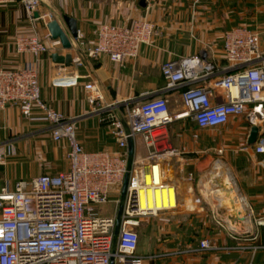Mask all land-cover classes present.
<instances>
[{"label":"crops","instance_id":"crops-1","mask_svg":"<svg viewBox=\"0 0 264 264\" xmlns=\"http://www.w3.org/2000/svg\"><path fill=\"white\" fill-rule=\"evenodd\" d=\"M48 1L51 5V0L44 2ZM144 1L145 5L141 0H118L108 4L93 0L57 1L64 7V13L77 18L84 42L73 37L72 48L66 49L60 43L41 55L37 61L41 95L51 107L73 118L77 137L87 150L120 149L111 125L104 119L110 110L126 122L128 107L160 95L169 98L172 111L184 107L182 88L165 87L162 64L166 60L201 54L221 65L227 63L222 49L223 36L226 29L236 25L233 7L227 0H222L223 5L217 4V0ZM137 17L149 18L158 29L151 43L141 45L137 57L118 62L105 53L98 57L86 54V48L93 45L94 29L99 23H130ZM56 18L67 29L63 18ZM0 21V65L17 68L34 60L32 53L18 52L15 46L17 36L32 32L25 10L3 12ZM37 25L40 37L51 44L54 38L49 28ZM54 51L71 52L73 64L67 66L53 60L51 54ZM77 55L82 57L80 64L74 61ZM216 78L202 82L212 88L214 101L223 97L221 89L212 85ZM90 81L98 84L104 95L102 108L97 110L88 100L89 90L85 83ZM113 102L117 104L107 105ZM42 114L38 106L34 107L33 117L25 115L18 105L0 107V154H6V161L0 162V189L14 188L19 179L30 180L43 172L57 173L69 167L68 140H54L52 125ZM252 126L246 114L232 115L227 122L216 126L200 127L191 118L179 119L170 125L173 142L180 152L162 155L160 161L163 179L177 185L178 202L173 208L140 216V224L135 228L139 233L137 250L145 255L143 264H235L237 255L246 246L239 245L240 233L228 218L229 207L224 198L217 197L212 183L214 178L224 180L214 175L218 161L222 160H216L210 173L202 174L201 163L207 158L201 157L211 151L217 153V149H212L221 146L219 151L225 152L226 161L236 172L233 179H228L234 183L237 192L240 189L238 194L246 213L250 207L253 213L262 217L264 166L259 160L264 155L255 152L253 143L249 142ZM214 138L224 141V146L215 145ZM133 141L131 160L147 161V148L142 137L138 135ZM26 159L33 162L27 177ZM191 171L194 176L190 179ZM110 202L114 203L113 207L108 205ZM108 203L100 206L101 211L114 213L115 202ZM249 217L247 214L245 228L250 227ZM262 234L264 227L258 228L257 236ZM203 238H209L217 247L201 248ZM114 264L120 262L114 259Z\"/></svg>","mask_w":264,"mask_h":264},{"label":"built area","instance_id":"built-area-1","mask_svg":"<svg viewBox=\"0 0 264 264\" xmlns=\"http://www.w3.org/2000/svg\"><path fill=\"white\" fill-rule=\"evenodd\" d=\"M45 0H0L19 2L31 23L32 32L15 39L18 52H30L34 60L17 68L0 65V107L18 105L33 117L38 106L42 117L52 125V138L67 139L69 167L57 173L43 172L19 179L14 188L0 189V264H143L145 255L138 252L140 216L170 209L176 205L141 207V191L148 187L177 185L163 179L160 157L178 154L170 125L191 118L200 127L225 123L232 115L246 114L252 125L259 126L254 150L264 155V49L261 32L239 24L224 32L222 49L226 64L201 54L181 55L162 64L167 89L182 88L184 107L170 109L165 95L148 98L127 109L125 122L115 111L104 117L109 122L120 149L87 150L77 137L76 123L64 112L51 107L41 95L37 61L41 55L58 46L43 40L37 22L53 19L51 11H42ZM38 12V14H36ZM158 33L156 24L147 17L126 22H102L94 29L93 45L86 48L90 57L107 54L123 62L139 55L143 43H151ZM84 34L77 38L83 43ZM74 61L82 63L77 55ZM212 83L222 91V99L213 100ZM77 82V80H75ZM88 100L94 110L102 108L104 95L98 84L85 83ZM117 104L109 103V107ZM140 135L147 148V161H132L129 139ZM197 135V134H195ZM6 154H0V162ZM264 166V156L259 160ZM129 174L126 193L123 182ZM191 171L188 177L193 178ZM161 179V181H160ZM113 200L114 213H103L100 206ZM123 203L121 226L115 233L117 212ZM252 211V210H251ZM248 214V213H247ZM264 223V215L259 218ZM259 246H263L261 244ZM201 248L217 247L209 238L200 241ZM255 245L254 248H257Z\"/></svg>","mask_w":264,"mask_h":264},{"label":"rangeland","instance_id":"rangeland-1","mask_svg":"<svg viewBox=\"0 0 264 264\" xmlns=\"http://www.w3.org/2000/svg\"><path fill=\"white\" fill-rule=\"evenodd\" d=\"M57 1L58 0H51V5L49 1L48 2L43 1L41 5V10L51 11L53 13V18H56V16H60V18H63L62 15L65 12L64 7L61 6L60 3H58ZM93 1L95 2L103 1L108 4V3H117L118 0H93ZM123 1H128V0H123ZM217 2H218L217 4H220L223 1L217 0ZM227 4H230L233 7V13H234L236 25L239 24L249 25L250 27L255 28L261 32L262 46L264 49V0H227ZM13 11L24 12L23 7L19 2L0 3V14L3 12H13ZM38 23L42 26H46L42 20H39L37 24ZM213 142L215 145L220 144L224 146V141H222L220 138H214ZM220 147L221 146L212 149V150L217 149V153L215 151L214 152L211 151L208 152V155L204 154L201 157L202 159L207 158L201 163V167L203 169L202 174L210 173L215 167L216 160L221 159L225 163L226 167L231 171L232 176L234 178L236 172L233 166L230 163H228V161H226L224 156L225 152L221 153L219 151ZM24 165H25V175L27 177L28 174L31 172L30 167L33 166V162L31 159H26ZM238 192L239 193L241 192L240 189ZM108 205L110 207H113L114 203L110 202L108 203ZM247 213L248 215H250L249 217L250 227L247 228L243 227L237 229L239 231L238 233H240L239 235L240 239L238 240L240 242L239 245L242 244L246 246V248L242 253L239 254L237 253L238 260L235 262V264H264V247L259 246L261 244H264V235L262 234L261 237L257 236L258 228L262 230L264 227V223L261 222V220H259V216L257 213H253L251 211L250 207ZM255 245H258V247L254 248Z\"/></svg>","mask_w":264,"mask_h":264},{"label":"water","instance_id":"water-1","mask_svg":"<svg viewBox=\"0 0 264 264\" xmlns=\"http://www.w3.org/2000/svg\"><path fill=\"white\" fill-rule=\"evenodd\" d=\"M141 3L145 5V1L141 0ZM38 14V12L36 13ZM63 20L67 26V29L64 27L62 22L57 19L53 18L48 23L47 26L50 31V35L54 39H60L62 45L66 49H70L73 46V37H77L79 27H78V20L75 16L64 13L63 14ZM51 57L53 60L57 62H61L64 65H72L73 64V54L71 52L67 53H61L59 51H54L51 54ZM259 134V126L253 125L250 131L249 135V142L254 143L258 137ZM134 151V141L133 138L129 139V154L132 155ZM129 180V174L127 173L123 182L122 187V194L124 195L126 193L127 184ZM224 191H226L227 195L229 196V213L228 218L232 224V226L243 228L244 224V218L246 216V210L243 209V207H239V198L238 196L233 192V187L231 186H224ZM122 213H123V203H120L118 212H117V218H116V226H115V233H118L121 226V219H122ZM111 264H114V258L111 259Z\"/></svg>","mask_w":264,"mask_h":264},{"label":"bare ground","instance_id":"bare-ground-1","mask_svg":"<svg viewBox=\"0 0 264 264\" xmlns=\"http://www.w3.org/2000/svg\"><path fill=\"white\" fill-rule=\"evenodd\" d=\"M216 167H217V171L214 172V175L220 176L224 179V180H221L220 178H214L213 177L214 179L212 180V183L216 187L217 197L224 198V200L227 204V207H229V203H230L229 196L227 195L226 191H224V186L229 185V186L233 187V192L239 198V207H243V209L246 210V208H245V206H244V204H243V202H242V200H241V198L237 192V189L235 188L234 183L230 179H228L229 177L233 179L231 171L226 167L225 163L222 161H218ZM205 186H204V188H205ZM208 189H206V190H208ZM212 198H213V196H212ZM218 203H220V202H218ZM176 204H177L176 191H175L174 186H172V185L164 186V187H161V186L148 187L147 192L145 190L141 191V207H143V208L148 207V208L157 209L159 207L168 206V205H176ZM246 220H247V214L244 218L243 224H245ZM235 228L239 229L240 227H235Z\"/></svg>","mask_w":264,"mask_h":264}]
</instances>
